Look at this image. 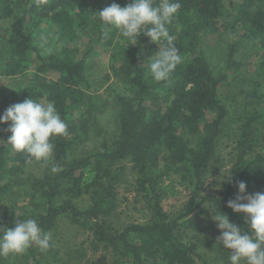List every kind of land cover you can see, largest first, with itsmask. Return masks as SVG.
<instances>
[{
  "label": "trees",
  "instance_id": "trees-1",
  "mask_svg": "<svg viewBox=\"0 0 264 264\" xmlns=\"http://www.w3.org/2000/svg\"><path fill=\"white\" fill-rule=\"evenodd\" d=\"M236 1L178 0L180 8L166 27L181 61L168 80L156 81L146 73L139 52L146 44L163 50L168 41L154 43L141 34L133 44L118 29L105 26L97 13L112 3L126 7L132 0H0V17L16 10L21 13L8 30L0 32V76L22 75L35 66L25 86L0 93V117L11 105L31 98L53 103L67 125V135L51 138L52 163H45L44 175L23 177V165L31 159L7 142L11 121L0 123V208L8 203L0 218V235L23 219H35L48 233L66 216L90 230L96 242L112 252L110 264H231L222 243L216 251L223 255L208 260L195 244L181 239L180 230L201 213L222 211L250 234L246 214L234 212L228 201L236 199L239 181L246 183V190L264 193V91L260 88L249 94L251 108L242 119L234 161L222 190L203 193L206 170L216 156L229 109L220 90L225 76L214 73L199 50L200 38L205 32L220 31L229 3L264 47V0ZM42 21L52 22L61 31L66 40L61 52L45 55L35 43L31 24ZM92 21L97 22L95 44L112 50L113 62H119L115 70L132 94L116 99L118 130L114 138H104L98 149L74 155V140L78 131L87 133L86 116L93 104V96L86 90L90 49L81 53L79 43ZM236 49V44L230 46V65L235 63ZM77 110L84 117L80 123L72 118ZM125 159L138 174L137 187L151 218L147 223L117 227L109 217L116 207V188L124 170L118 163ZM53 167L58 171L53 172ZM171 169L187 176L192 187L183 212L174 216L165 211L160 190L162 177ZM88 173H92L89 179ZM85 193L92 202L81 207L75 198ZM21 194L29 197L31 207L20 210L15 206ZM16 255L14 260L0 256V264H49L34 243Z\"/></svg>",
  "mask_w": 264,
  "mask_h": 264
},
{
  "label": "rangeland",
  "instance_id": "rangeland-1",
  "mask_svg": "<svg viewBox=\"0 0 264 264\" xmlns=\"http://www.w3.org/2000/svg\"><path fill=\"white\" fill-rule=\"evenodd\" d=\"M238 2V0L236 1ZM227 3L225 7L224 25L220 31L205 32L199 41V50L202 51L213 67L215 74L224 75L225 80L220 90L222 98L229 109V117L226 120L224 131L218 140L216 156L207 167L203 193L218 194L223 188L224 181L229 177V172L234 161L236 145L240 134V125L246 112L251 108L249 94L253 89L264 91V47L259 39L255 38L250 27L242 19L238 18L234 8ZM16 10L13 15L0 17V32L9 29L15 16L20 15ZM34 41L40 47L43 54L61 52L66 40L61 31L50 21L41 23L32 22ZM88 31L80 37L81 53L90 49L87 59V77L90 85L87 92L93 96V104L90 113L86 116L87 133L78 135L74 140L72 153L81 155L101 146L104 138L112 140L117 130L116 99L119 95H131V87L126 80L118 75L115 66L119 62H113L112 50L101 44H95L97 38V22L92 21ZM236 44L234 54L235 63L229 64L230 46ZM0 49L2 44L0 42ZM2 51V50H1ZM156 47L146 44L139 52V59L145 67L146 73L151 76L148 64L151 57L158 52ZM4 54V51H2ZM35 66L25 74L4 77L0 76V93L9 92L25 86L33 74ZM81 111L77 110L73 115L74 123H80L83 118ZM81 117V118H80ZM48 161H36L31 159L23 165L21 176H43L45 163ZM123 167L121 181L117 186L116 207L110 215V222L117 227H124L131 223H147L151 214L147 208L144 195L138 190V174L133 170L132 163L125 159L118 163ZM92 173L87 174V179ZM162 204L167 213L174 216L183 212L191 195L189 178L181 171L171 169L165 173L160 182ZM256 191L246 190L247 194H255ZM81 207H88L92 200L89 193L75 198ZM15 206L20 210L30 206L29 197L22 194L15 201ZM8 209L7 205L0 208V218ZM213 213H201L193 220H188L180 230L181 239L184 242L193 243L197 251L208 260H217L222 251H216L221 230L213 219ZM230 219V218H229ZM231 222L235 223L232 219ZM51 235L50 247L47 250L34 243L42 258L49 264H110L113 254L102 244L97 243L90 230L72 222L70 218L61 217L56 227L48 232ZM231 255V250L225 248ZM16 254H9L7 258L16 259ZM228 260V258H227ZM213 263V262H211Z\"/></svg>",
  "mask_w": 264,
  "mask_h": 264
},
{
  "label": "clouds",
  "instance_id": "clouds-1",
  "mask_svg": "<svg viewBox=\"0 0 264 264\" xmlns=\"http://www.w3.org/2000/svg\"><path fill=\"white\" fill-rule=\"evenodd\" d=\"M179 8L178 0H161L158 5L154 0H132L126 7L112 3L97 13L105 26L118 29L133 44L141 34L154 43L167 40L168 46L156 52L148 64L154 80L166 81L181 61L166 27ZM9 121L11 124L7 130L11 135L7 142L14 151L24 152L29 159L36 161L50 160L54 149L51 138L67 135V125L53 103L44 104L31 98L15 103L0 117V123ZM52 171L58 169L53 167ZM246 188L244 181L238 182L239 192L236 199L228 201V207L234 212L246 214L250 234L231 222L222 211L214 213L213 219L221 230L219 242L231 250V264H264V193L243 195ZM244 200L247 202H241ZM50 242L51 235L43 232L35 219L17 220L14 228H7L0 235V256L22 254L33 243L41 250H47Z\"/></svg>",
  "mask_w": 264,
  "mask_h": 264
}]
</instances>
